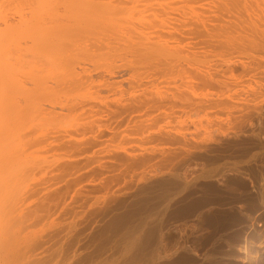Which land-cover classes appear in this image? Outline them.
<instances>
[{
  "label": "bare ground",
  "instance_id": "obj_1",
  "mask_svg": "<svg viewBox=\"0 0 264 264\" xmlns=\"http://www.w3.org/2000/svg\"><path fill=\"white\" fill-rule=\"evenodd\" d=\"M114 239L264 264V0H0V264Z\"/></svg>",
  "mask_w": 264,
  "mask_h": 264
},
{
  "label": "rangeland",
  "instance_id": "obj_2",
  "mask_svg": "<svg viewBox=\"0 0 264 264\" xmlns=\"http://www.w3.org/2000/svg\"><path fill=\"white\" fill-rule=\"evenodd\" d=\"M203 242L206 241V238L202 239ZM178 242V239L175 237V238H172L166 245V248L168 249V251H170V249H172L171 247H175L176 244ZM120 241L118 239H114V241H111L109 243V248H110V251L106 253V255L98 258V260L96 261V263H92V264H102L101 262L105 259V258H108L110 256H112V254L114 252H116L118 250V248H120Z\"/></svg>",
  "mask_w": 264,
  "mask_h": 264
}]
</instances>
